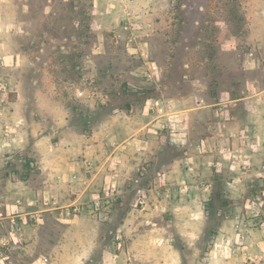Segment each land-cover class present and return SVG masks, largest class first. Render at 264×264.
Segmentation results:
<instances>
[{
    "label": "rangeland",
    "instance_id": "1",
    "mask_svg": "<svg viewBox=\"0 0 264 264\" xmlns=\"http://www.w3.org/2000/svg\"><path fill=\"white\" fill-rule=\"evenodd\" d=\"M0 264H264V0H0Z\"/></svg>",
    "mask_w": 264,
    "mask_h": 264
},
{
    "label": "trees",
    "instance_id": "2",
    "mask_svg": "<svg viewBox=\"0 0 264 264\" xmlns=\"http://www.w3.org/2000/svg\"><path fill=\"white\" fill-rule=\"evenodd\" d=\"M29 163L31 162V160L30 161H28ZM226 202H227V200H225V199H223V203H225L226 204Z\"/></svg>",
    "mask_w": 264,
    "mask_h": 264
},
{
    "label": "crops",
    "instance_id": "3",
    "mask_svg": "<svg viewBox=\"0 0 264 264\" xmlns=\"http://www.w3.org/2000/svg\"><path fill=\"white\" fill-rule=\"evenodd\" d=\"M242 99V98H241Z\"/></svg>",
    "mask_w": 264,
    "mask_h": 264
}]
</instances>
